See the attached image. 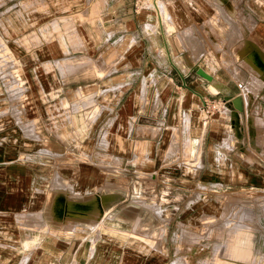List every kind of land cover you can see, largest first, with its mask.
Masks as SVG:
<instances>
[{
    "label": "crops",
    "instance_id": "1",
    "mask_svg": "<svg viewBox=\"0 0 264 264\" xmlns=\"http://www.w3.org/2000/svg\"><path fill=\"white\" fill-rule=\"evenodd\" d=\"M133 2L0 0V38L9 46L4 44L5 52L14 54L5 62L10 68L15 67L13 74L5 78L0 95V264H65L69 260L84 264H175V258L186 256L196 262L198 255L204 254L203 247L192 250V244L200 243L199 240L195 238L191 245L183 243L179 247L175 231L166 235L167 225L176 221L172 220L175 214H169L167 223L162 217L165 208L161 207V198L159 203L139 198L140 190L147 189L149 181H142V185L133 179L151 180L161 170L166 173L162 167L175 159L165 162V158L172 156L177 141L179 148L188 147V143L196 148L181 168L189 175L185 180L195 183L196 189L204 193L202 214L212 205L204 203L208 199L206 193L221 190L233 199L221 198L226 209L217 216L209 214L215 219L209 220L202 231L209 241L210 232L218 223L223 231L218 238L226 241L230 237L229 245L223 240L213 243L212 251L214 245L216 252L220 247L227 256L224 254L222 262L212 257L201 264L255 261L250 249L236 251L235 241L242 230L229 235L233 226H227L224 218L236 222L251 219L264 225V5L248 7L244 3L237 7L234 0H167L165 7L171 22L165 20L173 27V31L169 30L168 24V33L158 0L151 8L136 11ZM233 9V20L245 21L246 17L239 15L244 9L253 23L246 27L235 20L234 24L225 22L227 11ZM179 34L187 47L186 55L179 52L178 48L184 46ZM242 39L247 41V53L234 55L231 49ZM195 68H201L223 87L214 89ZM7 74L10 73L4 72L3 76ZM76 93L81 99L73 96ZM225 96H239L241 110H236ZM23 97V106L18 105L21 110L26 109V121L21 120L13 103ZM213 98L229 102L238 114L230 111L226 115L223 111L198 128L196 113L203 100ZM4 104L7 109L3 110ZM66 108L74 112L78 108L95 112L100 109L95 118L93 115L87 121L83 114L72 115L74 133L83 125L91 129L73 134L70 140L100 141L106 130L107 145L111 143L113 147L111 157L128 158L125 162L130 169L124 168L123 174L133 176V182L114 183L97 166H66L59 156L46 153L61 150L50 143L66 141L61 127L70 122L63 117L56 124L48 111ZM140 125H150L156 131L137 133ZM230 129L235 140L229 149L225 144ZM175 135L176 146L167 155L165 149ZM35 141L43 143L36 153L32 147ZM115 143L118 144L114 149ZM250 156L252 160L248 161L246 157ZM168 182L159 183L170 185ZM154 184L158 189V182ZM134 185L139 191L137 197ZM236 189L252 190L258 196L254 202L249 197L237 198L233 195ZM109 192L119 196L116 200H128L124 201V211L121 205L114 206L115 201L107 206H113L111 211H104L99 197ZM52 193L57 194L64 210L56 211L62 218L58 223L47 222L44 215ZM73 195L75 198L70 200ZM88 196L97 203L82 199ZM199 199L196 194L186 204ZM242 201L250 203V213L237 208ZM68 202L77 208L68 207L67 211L64 207ZM83 204L90 206L89 212L78 209ZM151 205L159 211L154 219L149 223L135 222L138 217L147 216L140 208ZM228 211H232L231 215ZM67 214L75 222L74 228L67 223ZM188 217L193 219L194 213ZM92 220L95 225L89 227ZM250 229L246 232L254 236ZM179 253L181 256H176Z\"/></svg>",
    "mask_w": 264,
    "mask_h": 264
},
{
    "label": "rangeland",
    "instance_id": "2",
    "mask_svg": "<svg viewBox=\"0 0 264 264\" xmlns=\"http://www.w3.org/2000/svg\"><path fill=\"white\" fill-rule=\"evenodd\" d=\"M149 1L147 0V3H144L145 5L143 4L140 9L147 8L145 6H148L150 4ZM151 1L153 2L155 0H151ZM234 2L238 3L237 7H241V6L243 7L244 3L248 7H255L256 5H259V6L264 5V0H234ZM239 2H240V4H239ZM166 3H167V0H158V7L161 8L160 11L162 10V12H163V9L166 8V7H164V6H166ZM226 7L229 10H231V6L228 3H226ZM149 8H151V7H149ZM242 10H243L242 13L239 14V15L240 16H245L246 17L245 21L242 20V21L239 22L238 18H235L234 19L235 21H234L233 18L235 17V11L233 9L230 12L227 11L228 15H226L225 22H227L229 24L230 23L234 24V22H236V23H238V25L248 27L249 24L253 23V20H251V18L247 15V13H246V11L244 9H242ZM163 14H164V12H163ZM215 17H217V16H215ZM216 20H218V19L216 18L215 21ZM243 21H244L245 24H241ZM164 22H165V26H166V29H167V32H168V28L167 27H168V23L169 22H167L165 20V18H164ZM210 23H213V20H210ZM225 25H226V27L227 26L229 27V25H227V24H225ZM214 33L215 32L213 31V34ZM213 38H215V36H213ZM178 39L180 40V43L182 45H184V46H182V47L180 46L178 48L179 52L181 54H183V55H186V53H187L186 48L187 47L184 44V42L182 40V36L180 34L178 35ZM21 41H23V40H21ZM17 43L19 44L20 40H17ZM36 43H38V42H37V39L35 38V44ZM4 44L7 45V43H5L0 38V95H1V93L3 91V88H5V85H4V83L6 81L5 78L6 77H10L13 74V71L15 69V67L10 68L9 65H8L9 63L5 62L6 60H8V56H10V54H12V52H10V54H7L5 52V50H4V47H5ZM245 45H247V41L242 39L240 44H238L237 46L232 47L231 50H234L233 54L238 56L241 53V51H242V54L245 55L247 53L244 50L245 49L244 48ZM213 47H214V45H213ZM12 55H14V54H12ZM224 55H228V54L224 53ZM2 67H4V68L2 69ZM4 72H6V73L8 72L10 74H7L6 76H3ZM19 73H20V70H18V74ZM21 78H23V77H21ZM144 88H145V85H144ZM144 91H145V89L143 90V92ZM73 96H75V98L78 97L79 99H81V95L79 93H76ZM99 96H102V95H99ZM24 97L20 98V99L19 98L15 99L13 103H14V107L16 108V111L17 110L20 111L21 120L23 119V120L26 121V118H28L26 109H25V111L20 109V107L23 106V104H24V103L23 104L21 103L22 101H24ZM96 99H97V97H96ZM61 103H62V106L65 107L66 103L64 102V100H62ZM9 104H12V103L9 102ZM15 104H16L17 107L15 106ZM18 104H22V105L19 106ZM229 104H230L229 102H225L224 103L225 107L223 109L221 108V110L218 111V112L212 113V115L209 117V120L207 122H211V120L217 118L218 116H221L223 111L227 115V112L231 108L229 106ZM4 109H7L5 104L3 106V110ZM76 110L77 111L74 112L73 109L66 108V109H61L59 111H48V113H51L50 114V119L55 120L56 124L58 123L59 118H63V117L66 120H68V122L69 121L70 122H69V124L67 123L64 127H61V131L66 134V136H64V138L66 137L68 140L65 138L66 141H61V142H58V143L57 142L56 143L55 142L54 143H50V144L53 145V147H56V146L61 147V150L58 151V152H55V150H50V152L46 151V153L50 154V155H52L54 157L55 156L56 157L59 156L61 158L60 161L63 163V165H66V166L74 165V164H78V165H83L84 164V165L97 166L100 171H103V172H106V173L109 174V181L114 182V183H122L121 185L127 184V182L128 183L129 182H133L134 180H139L140 183H142V181L143 182L144 181H149L147 189H144V187H143V189L140 190L141 192H140V197L139 198L144 199L145 201H147L149 203H152V202H158L159 203L160 202V198H161V200H162L161 201L162 202L161 207L165 208V211L162 212L163 213L162 217H166L167 223L169 222V218L168 217H170L169 216L170 213H172V215L174 213L175 214L174 216H176L175 218H172V220L176 219V221H173V223L170 226L167 225V228H166V231H165V233H167L166 235H169L171 231H175V235L177 234V239L179 241L177 243L179 245V247L183 243L184 244L193 243L195 238H197L200 243L192 244V246H193L192 250H198V249H196L197 247H203V250H204V254H199L197 259H196L197 260L196 262H194L193 260H191V258L186 256V257H181V259L175 258L174 260H177L175 264H188L186 262H189V264H201V262H204L202 260H206V262H208L209 260L212 259V257L213 258L214 257L219 258L220 261L222 262V259H224V257H223L224 254H225V256H227V251L223 254L221 252V250H220L221 248L218 247L217 248V252H216V250H214V248H215L214 245H213V251H212V244L213 243H216V244L217 243H221L222 240H223L224 244H226V242L228 244L230 237L227 236L226 241H224L225 239H223V238H220V240H219L218 237H220V235H221V233H223V231H221V228L218 226V223H215L214 228L212 226L213 229L210 232L211 235H210L209 241L205 240V237L203 236L205 234H202V231L205 230L206 224H207V222L209 220L214 221V219H215L214 217L217 216V214H219L221 211L226 209V207H223L225 205L223 204L221 198L223 196H225L226 200H228V201H231L233 199L231 197H229V196H232V195L227 193V192L225 194L224 193H220L221 190L218 191V192H215V193H209V195L206 193V196H207L206 198H208V199L204 200V203L205 204L211 203L212 205L209 206L208 212L202 214V211L200 209L202 208V205H203L201 203H203L202 197H203L204 193L202 194L199 190L196 189L195 183L191 184L190 182H187L188 180L187 181L185 180L186 177H189V175L184 174L185 173V171L183 170L184 168H181V166H182L181 163L185 162V161H188L190 159L189 156L192 157L191 154L195 153V149H196L195 146L192 147L191 144L188 143V147L187 146L185 147L184 145H183V148L182 147L179 148L180 146L177 147L179 141H177V146H176L175 141H176L177 135H175L176 137L174 136L173 138H171L172 141H170V144H168L167 149H165L166 150V154H167V153H169V152H171L173 150L174 146H176L175 147L176 150L171 152L172 156H170V157L167 156L165 158V162H168L169 159L170 160L171 159H175V161H172L169 164H167V165L162 167V169L165 170L166 173H162V170H161L160 174L156 175L155 179H151V180H149L147 178L138 179V178H135L133 176H130V177H133V179H134V180L132 179L133 180L132 181L129 176L123 174V171L125 170L124 168L130 169L129 164L127 162H125V160H128V158L127 159H125V158L116 159L115 157H111V154H112L111 150H112L113 147L110 146L111 143H110V145H109V143L107 145V141L105 139L106 130H104L100 141H98V139H96V140H83V141L70 140L73 137V134H84V133L90 131V129H91L90 127H87V126L83 125V123H82L83 126L80 129H78L80 131H76L74 133L75 127L71 124L72 123V115L73 114H77V115L83 114V120L87 121L88 119L90 120V118L93 115H94V118H95L96 115L100 111V109H98L95 112V111H90V109H84V110L82 109L81 110V108L80 109L78 108ZM112 112L114 113V111H112ZM89 114H91V115H89ZM196 114L198 116L199 112L197 111ZM233 114L237 115L238 111L233 112ZM111 115L112 114L110 113L109 116H111ZM203 122H204V119H201L199 117L198 118V128H200L203 125ZM86 128H89V129L86 130ZM50 129H51L50 133H52L53 130H52V128H50ZM136 129H137V133H139V132H144V133L148 132L149 133L150 132L152 134V133H155V131H156V130L152 131V128L150 127V125H148V126H141L140 125V126H137ZM58 130H59V134H60L61 131H60L59 127H58ZM176 130H179V129H176ZM231 133L232 132H229L228 137L226 138L227 142L225 144V146L228 147L229 149L234 146L233 141L235 140L234 135L232 136ZM173 139H175V140H173ZM178 140H179V138H178ZM48 142H50V141H48ZM32 144H33L32 147H33L35 153H36V151H38V148H40L43 145V143H41L39 141H35ZM117 144L118 143H115L114 149L116 148ZM185 145H186V143H185ZM171 146H172V148H171ZM159 159L160 158H158V161H159ZM246 159L248 161H251L252 157L251 156L250 157H246ZM149 160H151V159H149ZM190 161L193 163L192 158H191ZM132 166L135 167L136 169L139 168V167H136L135 164L132 165ZM167 173H169V174H167ZM161 174H163V175H161ZM160 181H162V182L171 181V182H168L170 184V185H168V184H164V183H159ZM194 181H195V179H194ZM155 182H158V185H159V186H157L158 189L155 188V184H154ZM142 185H143V183H142ZM212 189L213 188L211 187V190ZM115 190L118 191V190H122V189L115 188ZM134 191H135V197H137V195L139 194V191H138L137 186H135V185H134ZM69 193H71V190H69ZM196 194H199L201 199H199L196 202H193V203H190V204L187 205L186 203L189 202V200L192 199L194 196H196ZM233 195H238L237 198H241V197L242 198H247V197H249L248 200H250L251 202H254V198L256 196H258V193H253L252 190L236 189V193L233 194ZM102 196H105V197L108 196L107 202H104L106 204L103 205V203H100L106 213H107L108 210L111 211V208L113 206H111L109 208H107V206H109L110 202H112V201H115L114 202V206L117 205V204L121 205L122 207L120 209L122 211H124L126 209L124 207V205H123L124 201H128V200H126V198H124L125 200L124 199L116 200L117 198H119V196L110 195V192L106 193V194H104ZM102 196H100V197H102ZM109 196H110V199H109ZM125 196L127 197V192H126ZM90 197L91 196H88V197L82 198V199L83 200L84 199L93 200L95 202V199H91V198H94V197H91V198ZM74 198H75V195L71 196L70 200H73ZM78 199H80V197ZM234 200H236V199H234ZM131 202H133V201L131 200ZM55 203H57V194L56 193H52L51 196H50V203L48 204V206H46L45 211H44V215H45V218H46L47 222H53V223L60 222V218H58L59 216H57V213H55V205H56ZM128 203H130V201ZM259 203L260 202L253 203L254 205L253 204L252 205L254 207L256 205H259ZM70 205H72V204L70 203ZM83 205H86V204H83ZM249 206H250L249 202L242 201L237 206V208L238 209H245L244 212L250 213L249 212L250 211ZM153 207L154 206H152V205L151 206H142L140 209L144 210L147 216H149V215H151V216H149V217L146 216L145 219L138 217L135 222H137V221L148 222V223L151 222V220L154 219V217H155L154 214H158L159 213L158 209L156 207L155 208H153ZM175 207H176V210H174ZM71 208H70V210H72ZM76 208H77V206H76ZM170 209H171V211H169ZM58 210H61V208H59ZM85 211H82V212H85ZM87 211L89 212V210H87ZM173 211H175V212H173ZM196 211H198L200 213H197ZM61 212H62V210H61ZM63 212H64V210H63ZM73 212L75 213V212H77V210H75V211L73 210ZM231 212L232 211H230V212L228 211L227 212L228 215H231ZM193 213H194V218L193 219L188 217V216H190ZM82 214H84V213H82ZM209 214L210 215L212 214V215H215V216L214 217H210ZM63 216H64V213H63ZM66 216H67V218H66L67 223H69V226H72L74 228V226H75L74 223L75 222L73 221V219L68 214ZM245 221H247V220L243 219V220H241L239 222H236V221H233V220H227L226 221L225 218H224V223L227 226H231V225L233 226V228L231 230H229V232H228V233H230L229 235L233 234L236 229L242 230L238 234L239 235V237H237L238 239L236 238L235 248H236V251H239L241 249H246V248L250 249L252 257H253V259H255V261L253 263H247V264H254L256 262H257V264H264V225L261 222H256L254 220H252V222H251V219L248 222H245ZM135 222H133L132 225ZM99 224H101V222ZM173 224L175 226H173ZM87 225L89 227H93L95 225V221L92 220L91 223H89ZM254 226H256V227H254ZM250 228H252V229H250ZM247 229H250V230L254 231V233H255L254 236H253V234L251 232H246ZM202 239H204V240L201 241ZM158 244H159V242H158ZM206 245H209L208 248H204V246H206ZM214 252H216V253L214 254ZM212 253L214 255H212ZM176 256H181V253H179ZM170 258H172V257H170ZM182 258L187 259L188 261H186V262L184 261L183 262L182 260H184V259H182ZM258 259H259V262H258ZM81 263H83V262H81Z\"/></svg>",
    "mask_w": 264,
    "mask_h": 264
},
{
    "label": "built area",
    "instance_id": "3",
    "mask_svg": "<svg viewBox=\"0 0 264 264\" xmlns=\"http://www.w3.org/2000/svg\"><path fill=\"white\" fill-rule=\"evenodd\" d=\"M144 3H147V0H134L133 2L134 10L136 11L140 9ZM149 3L150 4L145 7L148 8V7L153 6L154 1L152 2L150 0ZM237 86L240 87V84L238 83ZM221 108L222 109L224 108V101L221 99L213 98V99L203 100L198 110L199 117L201 119H204L203 124H205L209 120V117L212 115V113L220 111ZM65 264H83V263L76 261V260H69Z\"/></svg>",
    "mask_w": 264,
    "mask_h": 264
},
{
    "label": "bare ground",
    "instance_id": "4",
    "mask_svg": "<svg viewBox=\"0 0 264 264\" xmlns=\"http://www.w3.org/2000/svg\"><path fill=\"white\" fill-rule=\"evenodd\" d=\"M165 7V6H164ZM163 12H164V16H165V19L167 20V21H169V22H171V17L169 16V14L167 13L168 11L166 10V8H164L163 9ZM169 24V30H172L173 31V27L170 25V23H168ZM213 61V60H212ZM210 85H212V87L214 88V89H220V88H222L223 86H222V84H221V82L220 81H218L217 79H215V78H211V80H210ZM225 101H229V100H225ZM225 103V102H224ZM225 107V106H224ZM230 110L232 111V112H235L236 110L234 109V108H232V106H231V108H230ZM230 110L228 111V112H230ZM239 111V110H238ZM230 117V116H229ZM231 130V129H230ZM231 132V131H230ZM232 134V136H233V133H231ZM107 199H108V196H102V197H100L99 198V202L100 203H103V205L104 204H106V203H104V202H107ZM109 199H110V196H109ZM104 200V201H103ZM96 203V202H95ZM109 203V202H108ZM107 203V204H108ZM56 205H55V213H56V211H57V209L58 208H60V206H62V203L60 202V201H58L57 200V203H55ZM65 205V204H64ZM70 203H67V206H66V208L64 207V209H66L67 211L69 210V208L68 207H72V205H73V207H76L74 204H72V205H70ZM94 205V204H93ZM95 206V205H94ZM72 207V208H73ZM80 208H78L80 211L82 210V211H85V210H88V209H90L89 207L90 206H88V205H83L82 207L81 206H79ZM92 207V206H91ZM96 207V206H95ZM63 210V209H62ZM63 214V213H62ZM58 216V215H57ZM62 217V216H61ZM67 217V216H66ZM58 218H60V217H58ZM62 220V218H60V221ZM227 245H229V244H227ZM228 254H229V252H228ZM249 258V257H248ZM231 261V260H230ZM236 262V261H235ZM228 263V262H227ZM237 263H239V262H237ZM243 263V262H242ZM241 263V264H242ZM230 264V263H229ZM233 264V263H232ZM240 264V263H239ZM247 264V263H246Z\"/></svg>",
    "mask_w": 264,
    "mask_h": 264
},
{
    "label": "water",
    "instance_id": "5",
    "mask_svg": "<svg viewBox=\"0 0 264 264\" xmlns=\"http://www.w3.org/2000/svg\"><path fill=\"white\" fill-rule=\"evenodd\" d=\"M195 72L202 78L206 80H211V76L205 73L201 68H195ZM225 99H230L232 106L239 111L241 110V100L239 96L236 97L225 96Z\"/></svg>",
    "mask_w": 264,
    "mask_h": 264
}]
</instances>
